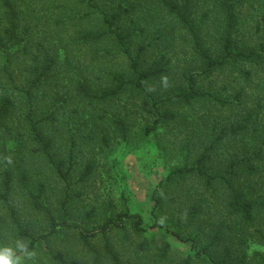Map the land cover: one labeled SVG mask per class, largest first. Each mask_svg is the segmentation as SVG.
I'll return each mask as SVG.
<instances>
[{"label":"trees","instance_id":"obj_1","mask_svg":"<svg viewBox=\"0 0 264 264\" xmlns=\"http://www.w3.org/2000/svg\"><path fill=\"white\" fill-rule=\"evenodd\" d=\"M88 18L93 22L87 28ZM67 25L74 26V33L69 34L71 40H64L65 29L58 30ZM104 41L125 57L128 71L111 73L108 85L102 88L103 85H94L89 79L90 67H78V63L70 62V57L83 47L89 49ZM71 48L76 50L70 51ZM177 50L184 58L189 56L187 71H183L182 81L172 92L155 96L149 86L168 75L172 68L170 53ZM193 68L199 69L198 73H188ZM227 69L242 75L250 87L252 72L264 71V0H0V224L10 223L16 236L25 241V246L11 259L34 250L52 234L74 230L92 264H101L103 259L108 264H124L109 235L117 230L128 238L127 224L136 235L146 232L140 217L129 212L107 217L91 228L70 221L66 206L81 195L72 189L78 165L76 142L63 150V156L49 133V127L57 121L56 114L70 106L67 114L84 144L92 143L102 151L112 138L128 141L129 115L110 114L111 101L123 94L141 97L150 106L147 113L153 121L140 127L141 143H148L169 123L189 128L192 120L180 109L194 103L207 101L216 104L219 111L234 113L231 122L212 125L209 142L193 163L185 156L184 164L172 169L158 185L162 189L175 181L184 185L190 178L201 184L202 191L187 209L185 223L165 225L166 232L179 240H183L181 226L197 221L204 214L203 206H212L219 193L224 194L220 201L231 221L211 224L207 231L210 241L205 246L199 247L198 235L184 239L192 242L195 254L186 257L182 264H192L194 258L209 264H245L244 253L240 259H231L228 250L222 258L208 250L218 248L228 239L245 244L246 232L252 227L260 234L259 244L264 248V231L257 227L264 221V186L238 184L242 177L258 175V168L264 164V120L259 119L260 107L257 104L258 109L240 110L242 90L223 99L198 82V78L204 80ZM61 72L68 83L58 96L59 82L55 80ZM40 95L44 97L41 109ZM68 133L71 139L76 134ZM234 140L240 144L224 159L223 167L218 171L211 169L207 165L210 155ZM38 160L44 161L66 186L57 216L46 202L47 181L38 177L39 172L32 167ZM93 170L94 163L87 160L76 182L87 181ZM16 190L26 197L34 213L44 217L46 234L34 235L23 225L12 198ZM156 192L153 213L163 200ZM194 192L197 196L199 191ZM156 227L161 225L151 228ZM96 238L102 240V251L94 245ZM168 247L166 244L164 252ZM225 248L228 249L226 244ZM48 253L54 264H89L87 260H68L59 250L48 248ZM252 258L264 264L260 251H255Z\"/></svg>","mask_w":264,"mask_h":264},{"label":"rangeland","instance_id":"obj_2","mask_svg":"<svg viewBox=\"0 0 264 264\" xmlns=\"http://www.w3.org/2000/svg\"><path fill=\"white\" fill-rule=\"evenodd\" d=\"M93 20L88 18L87 28ZM65 29L63 32L64 40H71L74 33V26L58 28ZM138 43V40H135ZM75 47V46H70ZM71 48L70 51H75ZM110 51V54H107ZM107 54V55H106ZM172 68L168 75L162 79L151 83L150 90H153L155 96H161L163 93L173 91V89L182 81V74L189 62V56L184 58L177 50L173 55L170 53ZM64 57L61 58L63 62ZM72 64L78 63V67H90L89 79L94 85H100L102 88L108 85L107 81L113 72L128 71L127 62L122 54H118L112 48L110 42L104 41L93 47H83L70 57ZM195 65V64H194ZM239 68H245L244 65H238ZM189 68V67H188ZM246 69V68H245ZM199 69L193 68L188 73H198ZM234 73V72H233ZM64 73H59L56 82L58 96L66 90L68 80L63 77ZM253 86L243 80L242 75L232 74L230 69L216 71L210 77L201 80L198 78L199 85L206 91L219 93L223 99L231 97L239 90H242V101L240 110L258 109L259 119L264 120V71L253 73L251 75ZM54 82V80H53ZM53 84V83H52ZM54 88V85H52ZM227 87V88H226ZM1 94V90H0ZM228 99V98H227ZM44 97L40 95L38 107H42ZM57 105V104H56ZM70 106L56 114L57 121L49 127V133L55 138L59 152L63 153L72 142H76L75 153L78 165L73 173L72 189L75 192H81V195L74 198L67 208L70 210V221L91 228L103 221L107 217H114L117 213L129 212L136 214L142 221V227L147 229L145 233L136 235L126 225L128 238L114 230L109 236L111 243L122 259L124 264H182L186 257L194 256L195 249L192 242L184 240L186 238L199 236V247L209 243L208 229L211 224L225 221V224L231 220L226 218V211L222 207L221 199L224 198L222 192L219 193V199H214L215 203L211 206L206 204L204 214L197 221L190 222L186 227L181 226L180 233L183 240L169 234L165 230V225L185 223L187 218V209L198 199L202 191L200 182L196 179H187L183 185L180 181H175L173 185L162 189L158 187L163 182L172 169L184 164V157L193 163L194 158L202 153L209 142L210 128L218 122L222 126L224 123L231 122L234 119V113L228 110L216 108V104L207 101L194 103L190 107L180 109L181 113L189 116L192 120L189 128H178L173 123H169L167 128H161L156 137H152L148 143H141L139 140V129L142 125L151 124L153 118L147 113L150 106L141 97H133L130 94H123L113 99L110 103V114L127 113L126 119L130 125V136L128 141L123 142L120 138H112L110 145L100 151L96 146L84 144L77 136L75 126L68 116ZM41 109V108H40ZM238 113V112H237ZM242 114V113H241ZM68 131L76 133L71 139ZM158 141V144L157 142ZM257 146H258V141ZM189 143V144H188ZM239 141H231L224 144L217 150L207 162V165L213 170H219L223 166L224 159L233 151ZM12 146L11 143L8 144ZM264 147V145L262 146ZM187 152H182V150ZM61 154V153H60ZM66 152L63 153V156ZM222 156V157H220ZM94 163V170L87 181L83 183L76 182L80 170L83 169L86 161ZM32 167L39 172L40 178L47 181L46 202L52 208L57 216L60 212V202L63 200L66 186L59 181L49 169V166L38 160L32 164ZM259 173L254 178L242 177L239 180L240 185L264 186V164L259 168ZM200 184V185H199ZM198 195L194 194L196 191ZM160 195L162 206L153 213L154 192ZM208 194H206L207 196ZM258 195V194H256ZM14 204L17 207L20 220L23 225L34 235H44L48 232L47 223L43 216L34 213L22 192H12ZM213 200V199H212ZM90 216L87 214L90 212ZM264 220V213L261 217ZM210 222V224H208ZM153 225H161V228H151ZM264 231V221L260 223ZM0 236V257L9 259L10 264H54L51 260L48 248L53 251H61L68 260L78 259L87 260L92 264L90 254L86 253L78 239V232L74 230H61V232L52 234L47 242L41 240L34 250L28 253H19L16 258L11 259L24 246L25 241L18 238L12 230L10 223L1 225ZM253 227L247 230V239L245 244H239L235 239L231 242L229 239L215 248L209 249L211 255H219V258L228 250L231 253L230 258L240 259L245 254V264H258L256 259L252 258L255 251L264 254V248L259 244V233ZM264 233V232H263ZM94 245L102 251V240L96 238ZM169 247L164 252L165 245ZM225 244L228 249L225 248ZM197 249V248H196ZM164 252V253H163ZM217 257V256H214ZM101 264H108L103 259ZM192 264H209L202 259L192 261Z\"/></svg>","mask_w":264,"mask_h":264},{"label":"clouds","instance_id":"obj_3","mask_svg":"<svg viewBox=\"0 0 264 264\" xmlns=\"http://www.w3.org/2000/svg\"><path fill=\"white\" fill-rule=\"evenodd\" d=\"M0 264H10L9 259H6L4 257H0Z\"/></svg>","mask_w":264,"mask_h":264}]
</instances>
